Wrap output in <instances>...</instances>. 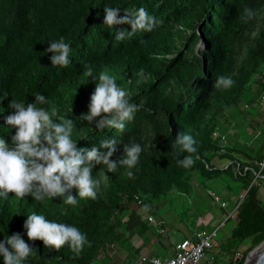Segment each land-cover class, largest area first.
Masks as SVG:
<instances>
[{"label":"trees","instance_id":"trees-1","mask_svg":"<svg viewBox=\"0 0 264 264\" xmlns=\"http://www.w3.org/2000/svg\"><path fill=\"white\" fill-rule=\"evenodd\" d=\"M106 6L120 8L121 16L143 7L164 23L117 41L116 31H131V25H104ZM245 7L251 9V18ZM60 37L71 47L67 67L51 66L52 53H45L50 41ZM85 65L92 67L95 80L83 75ZM141 69L145 79L139 76ZM263 70L264 0H0V138L11 143L15 133L5 122L11 99L26 105L40 93L49 100L44 107L57 112L55 121L74 120L72 139L78 147H99L101 140L116 138L121 142L112 158L116 161L123 156L122 143L135 141L142 147L138 164L108 173L95 200L80 199L75 189V206L61 197L43 202L14 193L0 197V241L21 233L35 248L25 264H104L110 254L116 257L113 264H124L120 252L113 256V251L127 249L137 260L143 248L135 247L132 238L154 234L151 220L143 216L146 209L159 212V204L173 199L174 192L193 194L195 183L204 185L202 178L221 177L223 182L226 174L242 183V194L231 206H238L236 224L218 244L214 264H223L224 255L230 259L227 264H243L248 252L264 241V135L254 143H240L239 131L231 134L230 129L241 126L244 109L256 112L264 82L257 81L256 91L252 84ZM102 72L114 77L138 105L123 132L99 131L79 118L88 113ZM219 76L230 77L233 85L216 89ZM179 132L196 140L197 152L191 154L195 163L187 169L177 161L189 154L172 148ZM223 157L229 162L217 167L214 159ZM100 170L107 172V166H96L93 177ZM33 212L78 227L91 247L85 245L76 255L67 244L56 251L40 240L30 241L23 225ZM245 241L250 245L235 261Z\"/></svg>","mask_w":264,"mask_h":264},{"label":"clouds","instance_id":"clouds-1","mask_svg":"<svg viewBox=\"0 0 264 264\" xmlns=\"http://www.w3.org/2000/svg\"><path fill=\"white\" fill-rule=\"evenodd\" d=\"M103 10V24L109 28L131 25V31H116L114 39L117 41H124L137 31L152 32L164 23L163 19L150 15L143 7L124 11L123 16L118 7L106 6ZM245 13L249 18L253 15L247 7ZM45 53H52L50 60L53 67H67L70 63L71 47L64 37L50 41ZM84 67L83 75L95 80L97 77L93 75L92 67ZM139 76L146 78L143 69ZM233 83L230 77L219 76L214 87L230 88ZM48 103L49 100L40 93L35 95L34 103L25 105L16 99L9 102L12 111L5 117V122L15 129V133L11 136V143L0 138V197L7 198L14 193L21 199L31 196L40 202L46 198L61 197L64 203L75 206L78 199L72 194L73 189L80 199L95 200L101 184L109 179L108 173H114L118 166L131 169L138 164L142 147L135 141L122 143L123 156L118 161L112 159L121 144L116 138L101 140L99 147H78L72 139L74 120L61 118L59 122L55 121L53 117L57 112L44 107ZM88 108V113L79 117L82 121L94 123L99 131L115 128L119 132L125 130L126 122L132 121L139 110L136 103L130 102L128 92L106 72L99 74ZM195 145L192 135L184 132L177 134L172 148L189 154L177 161L179 166L187 169L194 165L191 154L197 152ZM101 164L107 166V172L100 170L97 177H93V169ZM128 175L131 177L133 173L129 171ZM23 227L30 241L40 240L45 248L58 251L67 244L79 255L85 245L91 247V241L78 227L49 220L43 214L31 213ZM34 250L19 232L0 241V256L4 264H25L35 254Z\"/></svg>","mask_w":264,"mask_h":264},{"label":"rangeland","instance_id":"rangeland-1","mask_svg":"<svg viewBox=\"0 0 264 264\" xmlns=\"http://www.w3.org/2000/svg\"><path fill=\"white\" fill-rule=\"evenodd\" d=\"M258 80L264 82V70L263 74L257 75L252 84L254 91H256L259 85L257 82ZM254 106L256 112H250L248 108L247 110L244 109L241 126L234 125L230 129L231 134L239 131L240 143H254L258 140L257 138H263L264 97L258 100V102H255ZM228 162L229 160L226 157L214 159V163L217 167H224ZM220 178L206 181L202 178L201 180L204 182V185L195 183V193L190 195H176V192H174L173 199H170L172 197L167 198L159 204V212L150 213L146 209L143 216L145 218L150 215L153 216V220L150 221L151 227L154 229V234H151V247L154 245L161 254L169 255L173 253L178 241L191 238V234H194L198 227L206 226L205 228L212 231L217 230L215 238L217 240V250L219 253L220 245L218 244H221L222 241L230 237L232 229L236 224L235 218H229L231 206L242 194L241 182L234 181L226 174L222 176L223 182L219 181ZM230 186L232 188H229ZM260 196L264 201V181L261 184ZM216 198H218L219 201ZM223 200L227 202L226 208L221 205V201ZM142 208H144V206H142ZM132 240L136 244L138 236H134ZM249 245L248 241H245L238 248L234 256L235 261L242 258ZM122 250L123 249L120 251H113L112 255L118 256L120 252V256ZM252 250L249 251L248 254L251 253ZM113 258L116 257H112L110 254L109 260L104 258V264H113ZM223 259L225 261H223V264H227L230 260L226 255L223 256ZM205 260L206 259L203 258L200 264H204ZM136 261L137 260H134L131 264H135Z\"/></svg>","mask_w":264,"mask_h":264},{"label":"built area","instance_id":"built-area-1","mask_svg":"<svg viewBox=\"0 0 264 264\" xmlns=\"http://www.w3.org/2000/svg\"><path fill=\"white\" fill-rule=\"evenodd\" d=\"M217 135H221V133L217 131ZM216 199L218 200V198ZM138 202L140 204L143 203L142 199H138ZM221 205L226 208L227 202L221 201ZM237 208L238 206L230 211L229 218L236 217ZM149 219L152 221L153 216L150 215ZM216 235L217 230L212 231L204 227H198L193 237L185 238L176 243L173 253L166 256L142 254L140 256V263L200 264L202 259L205 258L204 264H214L215 256L218 254Z\"/></svg>","mask_w":264,"mask_h":264},{"label":"crops","instance_id":"crops-1","mask_svg":"<svg viewBox=\"0 0 264 264\" xmlns=\"http://www.w3.org/2000/svg\"><path fill=\"white\" fill-rule=\"evenodd\" d=\"M193 235L194 234H191V237H193ZM151 242H152L151 236H149L146 239L145 238L143 239L141 237H138V240H137V243L136 244L132 240V243L134 244L135 247H142L143 248L142 251H141V253H140V255H139V257H138V259H137V262H139V258H140V256L142 254L159 255V256H164L165 255V254H161L160 251L156 249L157 247H155L154 245L151 247ZM121 256L123 258L124 264H128V263L131 264V262L132 263L134 262V259H133L132 255H131V253H129L127 249H123L121 251Z\"/></svg>","mask_w":264,"mask_h":264},{"label":"water","instance_id":"water-1","mask_svg":"<svg viewBox=\"0 0 264 264\" xmlns=\"http://www.w3.org/2000/svg\"><path fill=\"white\" fill-rule=\"evenodd\" d=\"M243 264H264V241H262L258 247L253 248L252 252L247 255Z\"/></svg>","mask_w":264,"mask_h":264}]
</instances>
